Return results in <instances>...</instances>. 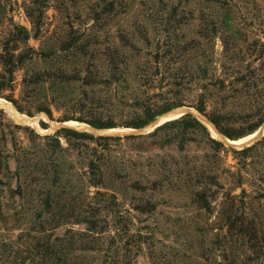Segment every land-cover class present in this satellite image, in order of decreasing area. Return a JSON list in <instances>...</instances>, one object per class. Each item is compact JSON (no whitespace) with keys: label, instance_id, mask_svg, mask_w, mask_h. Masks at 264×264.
Returning a JSON list of instances; mask_svg holds the SVG:
<instances>
[{"label":"rangeland","instance_id":"obj_1","mask_svg":"<svg viewBox=\"0 0 264 264\" xmlns=\"http://www.w3.org/2000/svg\"><path fill=\"white\" fill-rule=\"evenodd\" d=\"M31 1L0 0V54L6 43H9L16 53L24 51L26 45L38 52L49 50L48 48L53 45L56 48L64 47L71 56L65 71L68 74L81 71L84 76L86 69L89 68L88 62L94 57L99 60L94 70L105 73L109 66L101 60L103 55L117 53L120 50L134 56L136 61H141L151 58L157 51V41L172 39L175 43H191L193 46L190 53L198 52L194 55L198 57L197 63H204L208 59L214 61L208 64L207 81L213 83L206 91L205 103L208 113L214 111L223 101V105L228 104L227 110L245 116L255 107V100L259 99L262 102L264 99V96L255 97L254 94L246 95L233 91L234 85L231 81L234 77L229 76L222 66L223 32L213 33V10L218 9L213 0H39V8L44 10L42 26L39 30L34 28L31 18L26 13V7ZM110 3H114V6L109 10ZM236 10L239 19L232 22V30H241V35L235 40L237 44L230 47L232 51L240 52L237 55L243 54L247 60H250L254 57L251 55L259 54L258 49L261 48L260 44L253 47L250 44L258 40L260 43L264 42V0H236ZM96 12L101 15L99 23L94 20ZM24 28L29 32V39L26 41ZM144 37H148L151 43L145 41ZM122 39L132 41L137 50L129 47L123 50ZM189 63V66H194L193 68L197 67L196 61L192 60ZM30 66L31 63L15 71L13 87L4 90L0 98L20 116L36 118L37 125L18 122L8 107H0V110L5 114V124H11L10 130L14 131L17 146H22L23 149L36 147L40 151L46 149L49 153H53L54 147L49 148L45 137L57 136L60 142L63 150L56 148L53 153L55 159L53 163L48 164L51 167L56 166L60 172V185H65L67 189L62 187L59 191L65 195L67 201L72 199L73 205L69 207L72 213L70 216L66 215L63 218L58 216L52 223L55 225L60 221H66L55 230V235L62 236L69 229L74 232H86L87 224L84 221L87 216L89 217V212H85L94 211L96 214L99 212V217L107 221V223L105 221L106 229L102 234V240L97 244L102 245V249L105 250L111 244V237H114L108 259H116L120 264H264V142L246 156H238L232 151L251 147L262 141L264 136L247 147L237 148L226 143L223 137L221 139L217 134L214 135L204 123L205 119L208 122L210 120L196 108L184 105L170 111L184 109L186 111L180 117L191 114L205 125L211 137L227 148L221 151L220 167L231 169L232 172L242 176L239 180L241 186L236 187L232 194L235 196L232 214L236 216V227L233 232H229V224H226L220 230L219 225L222 223L223 215L219 212L226 188L215 200L209 196L206 203H201L194 195L195 191L204 190V185L192 186V183H188L182 190L184 192L167 188L163 193L155 195L149 193L144 195L128 188L139 175H150L154 178L152 176L158 175L166 165L165 169L186 172L203 166L211 168L213 145L201 131L175 126L151 137L147 136L158 127L146 133L129 134L77 131L95 138H121L109 142L102 141V143L61 132L62 129L74 130L65 127L63 122L77 121L75 119L82 117V114L75 111L71 105H67L69 103L63 102L45 104L50 110L48 114L41 110L44 107L42 101L44 103L46 101L44 96H41L42 92L39 98L28 101L23 95V80ZM32 66L31 71H43L47 68L45 62L39 58L35 59ZM253 67H261L260 62L254 63ZM236 69L245 70L244 66L235 65ZM219 78L225 80L223 89H220L218 83L216 84ZM262 87L264 89V83ZM198 91L201 90H193L188 94L187 103H196ZM13 125L29 127L41 139L38 136H30L31 133L27 130L16 131ZM2 128L9 131L0 121V131ZM214 128L217 133L223 135L215 126ZM262 128L264 124L259 129ZM131 135H142L146 138L125 139ZM7 138V142L0 143V149L5 152L9 150L12 155L14 141L11 140V136ZM94 149L97 150L98 156L94 155ZM93 157H100L98 164L105 176V183L110 188L108 191L116 188L118 201L115 205H105L101 198L92 197L97 188L90 183L88 163ZM9 163L12 173L3 171L1 174L3 182L0 183L2 190L0 211L8 215L21 206L19 196H12V190L17 189L19 181L13 175L16 171V161L11 157ZM114 170L117 171V176L126 177L123 184H121L122 179L117 177L111 180V173ZM235 181L238 183L236 174L223 176L221 179L227 187L234 185ZM211 188L210 194L213 193V185ZM101 190L107 191L104 188ZM67 192L71 196L67 195ZM30 200L31 197L27 200V206L30 205ZM33 207L25 213L26 218L22 224L13 230L4 228L0 216L2 241L17 245L19 235L29 229L30 235H35L31 220ZM107 207L116 211L112 212ZM74 208L75 213L71 210ZM116 212L118 218H121L120 222L117 221ZM243 226L246 230L244 236L235 234ZM117 231L121 232L123 238L118 236ZM217 235L228 236L229 242L219 248L215 245ZM104 250H79L76 254L83 256L89 264H103L106 260Z\"/></svg>","mask_w":264,"mask_h":264},{"label":"trees","instance_id":"obj_2","mask_svg":"<svg viewBox=\"0 0 264 264\" xmlns=\"http://www.w3.org/2000/svg\"><path fill=\"white\" fill-rule=\"evenodd\" d=\"M213 3L218 7L217 10H213V33L223 32L224 63H222V66L225 71L227 70L229 76L234 77L231 81V84L234 85L233 91L242 92L246 95L254 94L253 96L255 97L264 96L262 87V83H264V42L260 43L258 40L254 42L255 44H250L251 47L258 44L261 46L258 49L259 54L251 55L254 57L250 60H247L243 54L237 55L240 52L237 53L234 50L233 52L230 46L236 45L237 41L235 40L241 35V30H232V22L235 19H239L237 17L236 0H213ZM39 4V0H32L30 5L26 7L27 15L31 18L34 28L38 30L42 26L44 13V10L39 8ZM113 6L114 3H110L108 5L109 10ZM100 16L97 12L94 13V20L97 23L101 20ZM24 32L26 34L24 40L26 41L29 39V32L26 28H24ZM144 39L149 44L151 43L148 37H144ZM122 40L124 42L123 50L128 47L132 50H137L132 41L130 42L128 39ZM156 45L157 51L152 57L141 61H136L134 56L120 50L117 53L103 55L101 60L109 66L105 73L94 70V67L99 63V60L94 57L92 61L88 62L89 68L86 69L85 75L82 76L81 71H74L75 73L72 74H68L65 71L71 56L64 47L56 48L53 45L48 48L49 50L38 52L36 49L26 45L24 51L16 53V50L10 47L9 43H6L3 45V52L0 54V94L4 90L13 87L15 71L31 63L27 76L23 80L24 97L28 101L33 98L37 99L40 96V92H42L41 96H44L46 101L45 103L42 101L44 107L41 110L46 111L48 114H50V110L45 104L69 103L67 105H71L75 111H79L82 114V117L75 120L88 123L96 129H109L118 126L143 129L160 116L184 105L194 107L205 114L220 133L232 140L252 134L264 124V99L262 102L259 99L255 100V107L251 113L245 116H240L234 111L227 110L228 104L225 103L223 105V101L215 107L214 111L208 113L205 103L206 91L210 84L213 85V83H210L212 81H207V76L209 75L208 64L214 63L213 59H208L204 63H197L198 57L194 55L198 52L196 54L190 53L193 46L191 43H175L172 39H167L166 41H157ZM36 58L43 60L47 68L43 71H31L30 68H33L32 64ZM192 60L196 61V68H193V65L189 66V61ZM256 62H260L261 67L254 68L253 65ZM234 64L244 66L245 70H235ZM217 83L220 89L225 88L224 79L219 78L216 81ZM193 90L204 91L197 92L196 103H187L189 102L187 101L189 98L188 94L192 93ZM4 116V112L0 110V121L4 127L9 129L7 131L2 128L0 131V143L7 142V137L11 136L15 146H13L12 155L10 154L11 151L7 150L5 152L0 149V183L3 182L1 177L3 171L12 173L9 168V159L13 157L17 165L13 175L19 181L17 189L12 190V196H19V204L21 206L9 215L0 211V216L4 223V228L13 230L22 224L25 220L24 218H26L25 213L34 206L31 220H33L32 230L35 229L36 233L31 236L30 229L22 232L18 237L17 245L2 241L0 238V264H89L83 256L77 255L76 251L104 250L102 249L103 246L97 244V242L102 240V234L106 229L104 228L106 220L99 217V212L96 214L94 211H86L85 213L89 212V217L87 216L84 221L87 224L86 232H74L69 229L62 236L55 235V230L66 221H60L55 225H52V223L58 216L61 218L66 215L70 216L72 213L69 211V207L73 205V200L67 201L64 197L65 195L59 191L60 188L65 187V185H60V172L56 166L51 167L48 164L49 162L53 163L55 159L53 156L55 149H63L57 136L45 137L49 148L51 146L54 147L53 153H49V150L46 149L40 151L36 147L23 149L22 146H17L14 131L10 130L11 124H5ZM13 126L16 131L23 129L30 131V136H38L29 127ZM175 126H184L186 129L198 130L204 134L209 143L213 145V166L211 168L203 166L186 172L165 169L167 168L166 165L163 170L159 171L158 175L152 176L154 178H151L150 175H139L128 188L134 192L139 191L144 195L148 193L149 195H155L163 193L167 188L184 192L182 190L188 183H192V186L204 185V190L201 192H193L195 199H198L201 203H206L209 196H212L213 200H215L220 192L226 188L220 205L221 211L219 213L223 215V219L219 228L221 230L224 225L229 224V232H233L236 227V216L232 214L234 212L232 211V205L235 199L232 194L236 187L241 186L242 183L239 180L242 176L232 172L231 169L220 167L221 151L227 150V148L220 141L213 139L205 125L191 114L164 123L147 137L157 135L162 130ZM61 132L74 134L79 138H90L99 143L121 139L120 137L95 138L87 133H79L70 129H62ZM143 137L146 138V136L142 135H131L125 137V139ZM38 138L41 139L39 136ZM263 142L264 139L251 147L240 151H232L238 156H246ZM94 151V155L98 156L97 150L94 149ZM99 159L100 157H93L88 163L90 183L97 188L92 197L101 198L105 205H115L118 201L116 188L113 191H108L110 188L105 183V176L98 164ZM116 172L115 170L112 171L111 180L117 177V179H122L121 184H123L126 177L117 176ZM235 174L237 175L238 183L235 181L234 185L227 187L221 182L223 176L229 177V175L234 176ZM211 185H213L212 194H210ZM103 188L107 191H102L101 189ZM1 194L2 190L0 188ZM66 194L70 195L69 192ZM30 197L29 207L26 203ZM148 201H151V199ZM107 208L112 212L116 211V209ZM71 210L75 213V208ZM59 213L61 214L59 215ZM116 216L117 221L120 222L121 218H118L117 212ZM245 231L243 226L235 234L244 236ZM117 233L119 237H122L120 231H117ZM227 237L226 235H217V240L216 242L214 241L215 245L219 248L225 246L229 242ZM239 239L241 238L239 237ZM249 239L251 240L252 237ZM114 240L115 238L111 237V244L104 250L106 260L103 264H120L116 259H108L109 250Z\"/></svg>","mask_w":264,"mask_h":264},{"label":"bare ground","instance_id":"obj_3","mask_svg":"<svg viewBox=\"0 0 264 264\" xmlns=\"http://www.w3.org/2000/svg\"><path fill=\"white\" fill-rule=\"evenodd\" d=\"M9 106L10 105H8L4 99L0 98V107H8L9 111L12 112L13 117H15V119L18 122H22V123L24 122L26 124H33L34 123L37 125V119L36 118L31 119L29 117L20 116ZM185 111L186 110H184V109H177L175 111L167 113V114L161 116L156 122L154 121V123H152L151 125L144 128L143 130H135V129H131V128L95 129V128H92L91 126H89L85 123H82L79 121H74V120L63 122V125L65 127L74 129L76 131H94L95 133H99V134H103V133H105V134L106 133H112V134L146 133V132L153 131L154 129H156L157 127L166 123L169 120L175 119L176 117H180V115L183 114ZM204 123L209 126V128L213 131L214 135L217 134L219 138L223 137V139L226 140V143H228L232 146H235L237 148L247 147V146L253 144L258 139H260L262 136H264V128H262L261 130L259 129V131H257L256 133L251 134V135L244 137L242 139L230 140L227 137L217 133L214 126L210 122H208L206 119L204 120Z\"/></svg>","mask_w":264,"mask_h":264}]
</instances>
